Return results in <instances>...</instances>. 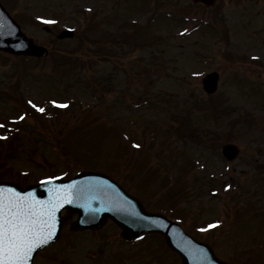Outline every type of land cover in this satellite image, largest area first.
I'll return each instance as SVG.
<instances>
[{"label": "rangeland", "instance_id": "1", "mask_svg": "<svg viewBox=\"0 0 264 264\" xmlns=\"http://www.w3.org/2000/svg\"><path fill=\"white\" fill-rule=\"evenodd\" d=\"M1 1L22 22L28 35L49 48L50 56L26 61L24 57L0 53V181L27 187L41 178H72L83 168L98 169L139 195L149 210L162 209L169 216L181 217V226L211 242L222 258L234 264H264V0H219L214 9L191 7L190 0H153L152 5L161 8L157 13L161 14L162 25L174 32L136 41L134 35L119 29L113 37L115 46L119 43L122 47H117L120 59L115 52L104 58H117L113 62L120 69L119 75L112 73L111 63L102 59V50L93 46L99 42L111 48L115 40L105 29L103 41L94 40L96 27L88 25L87 35L84 32L76 44L60 36L65 26H82L66 1ZM101 2L104 4L99 9L106 11L107 1ZM128 5L121 3L123 15L132 13ZM27 7L32 8L29 20L27 16L22 21ZM163 14L178 17L180 22L175 20L171 25ZM153 17L154 13L148 14L139 26H152ZM195 20L202 23L198 30H194ZM216 21L220 29L227 30L228 40L224 37L219 42L217 33L208 35L213 28L207 25ZM43 25H48V31ZM188 33L189 37L184 38ZM131 42L135 44L132 50L128 48ZM143 45L151 47L146 51ZM61 54L67 57L55 59ZM63 64L67 65L60 80L65 81L64 85H57L58 90L49 88L54 82L50 78L53 67ZM213 70L221 78L218 91L209 95L203 90L202 78ZM76 78L83 80L85 90L68 87L66 81ZM13 84H18L14 88L17 95L12 91ZM119 91L125 96L121 104L114 98ZM53 101L70 105L61 115H52L49 109L54 107ZM201 103L205 105L203 111L197 108ZM100 115L106 121L115 117L122 126L125 118L133 116L145 115L144 119L153 123L161 120L163 130L171 136L166 144L173 151L169 154L172 163L166 158L168 152L162 157L171 172L183 165L178 153L187 150L195 156L197 168L187 169L185 184L169 183L171 187L179 186L164 192L158 177L165 172L148 181L151 170L145 171L150 166L147 160L145 167L141 159L136 160L143 171L124 167L133 149L116 146L113 132L104 120L100 122ZM132 127L139 132L143 129L139 124ZM207 131L214 142L209 136H205L208 141L199 139ZM215 133L218 140L214 139ZM157 134L153 144L164 137L161 132ZM152 137L149 135L147 141ZM147 141L142 149L148 148ZM228 141L241 149L229 162L220 152ZM133 153V159L138 158V153ZM148 159L156 164L154 158ZM185 195L189 200L181 201ZM62 216L65 225L58 242L39 251L34 264H109L124 255L126 260L115 264H181L159 235L126 243L111 221L98 230L76 231L71 228L76 214L63 210ZM208 221L216 226L210 228Z\"/></svg>", "mask_w": 264, "mask_h": 264}, {"label": "water", "instance_id": "2", "mask_svg": "<svg viewBox=\"0 0 264 264\" xmlns=\"http://www.w3.org/2000/svg\"><path fill=\"white\" fill-rule=\"evenodd\" d=\"M195 1L208 4L214 2V0ZM63 34L71 35L72 33L67 31ZM0 48L23 54L45 55L47 53L44 47L34 45L33 40L22 33L19 24L8 14L2 4H0ZM217 77L216 73H212L204 78L205 89L208 92L215 90ZM223 152L228 158H233L237 148L226 145ZM0 188L14 189L22 195L34 194L37 200L44 202L67 196L56 210V228L53 238L40 248L54 243L59 238L64 224V218H61L59 214L63 208H68L70 212L78 213V219L74 223L76 229L100 228L110 217L122 228V235L127 239H133L147 232L163 233L167 244L182 257V264H229L217 257L213 247L207 242L190 236L176 222L163 214L146 211L138 198L105 174L85 172L72 180H47L40 185H30L26 189L16 183L0 182ZM30 264H33L32 261Z\"/></svg>", "mask_w": 264, "mask_h": 264}, {"label": "snow or ice", "instance_id": "3", "mask_svg": "<svg viewBox=\"0 0 264 264\" xmlns=\"http://www.w3.org/2000/svg\"><path fill=\"white\" fill-rule=\"evenodd\" d=\"M63 199L67 196L44 202L34 194L22 195L14 189L0 188V264H30L33 253L53 238L55 213Z\"/></svg>", "mask_w": 264, "mask_h": 264}, {"label": "trees", "instance_id": "4", "mask_svg": "<svg viewBox=\"0 0 264 264\" xmlns=\"http://www.w3.org/2000/svg\"><path fill=\"white\" fill-rule=\"evenodd\" d=\"M75 7H73V11H75V12H77V13H79V12H83V13H85V11L80 7V5L79 4H76V5H74ZM87 25H91V26H94V23H92V22H89ZM107 45V44H106ZM106 45H104V44H100L99 42L97 43V44H95V46L98 48V49H100V50H102V52L103 51H105V52H103V54H110V52L108 51V49H107V47H106ZM60 57H64V58H66L67 57V55L66 54H61L60 55ZM123 149V148H122Z\"/></svg>", "mask_w": 264, "mask_h": 264}]
</instances>
